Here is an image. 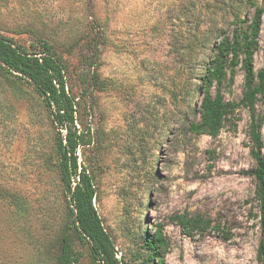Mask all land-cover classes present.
Segmentation results:
<instances>
[{
	"label": "rangeland",
	"instance_id": "1",
	"mask_svg": "<svg viewBox=\"0 0 264 264\" xmlns=\"http://www.w3.org/2000/svg\"><path fill=\"white\" fill-rule=\"evenodd\" d=\"M219 2L0 0V34L30 50L50 45L68 66L73 94L80 95L87 67L95 70L102 89L88 99L85 122L94 144L85 156L97 161V214L127 264H149L143 232L156 229L167 244L165 264H256L260 232L255 211L249 214L255 185L247 174L254 167L247 112L238 108L236 127L214 139L188 131L200 119V98L190 94L210 55L190 41L209 22L230 33L231 10H246L243 26L255 12L240 0ZM261 8L255 71L264 55ZM242 92L238 70L222 93L238 103ZM255 110L263 118L264 157V99ZM50 112L32 85L0 81V264H55L65 233L77 264H92L71 227Z\"/></svg>",
	"mask_w": 264,
	"mask_h": 264
},
{
	"label": "trees",
	"instance_id": "2",
	"mask_svg": "<svg viewBox=\"0 0 264 264\" xmlns=\"http://www.w3.org/2000/svg\"><path fill=\"white\" fill-rule=\"evenodd\" d=\"M246 7H253L255 12L250 23L246 22V10H231V20L226 32L224 25L215 27L210 22L203 29L198 40L190 41L189 47L195 45L202 51H210L208 59L201 66V73L196 76L199 96L198 113L200 119L188 126V131L197 136L216 138L222 130L236 127V110L244 109L249 117L248 139L250 157L254 167L247 172L255 185L254 206L258 218L260 240L256 249V264H264V157L261 128L263 118L256 113V105L264 99V55L262 67L255 71L253 57L258 48V36L261 27L264 0H240ZM225 4V0H220ZM208 7V6H206ZM80 76L82 90L80 95L71 92L68 85L69 70L65 61L46 42L40 44L39 50H30L17 44L7 36L0 34V81L8 80L15 87L16 81H23L34 87L44 104L51 109L52 124L59 130L56 140L57 168L68 199L67 210L71 227L77 239L87 245L92 264H127L117 257L113 240L97 214L94 200L97 187L93 167L97 161L88 162L85 152L94 144V130L85 122L91 106L88 99L93 90H101L100 81L95 70ZM243 74V92L238 103L225 100L222 90L230 87L236 72ZM213 90V91H212ZM84 158V159H83ZM96 158V157H94ZM82 159V161H80ZM151 174H155L154 171ZM184 225L199 227L197 220H181ZM145 261L149 264H165L164 253L166 241L160 229L143 232ZM68 233L60 238V247L55 264H77L78 254L70 245Z\"/></svg>",
	"mask_w": 264,
	"mask_h": 264
}]
</instances>
